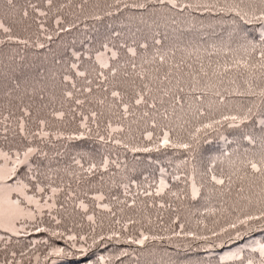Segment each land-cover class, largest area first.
I'll use <instances>...</instances> for the list:
<instances>
[{
  "label": "trees",
  "instance_id": "1",
  "mask_svg": "<svg viewBox=\"0 0 264 264\" xmlns=\"http://www.w3.org/2000/svg\"><path fill=\"white\" fill-rule=\"evenodd\" d=\"M126 2L145 3L147 7L121 8L117 11L112 6L113 0H71V4L69 0H53L50 9L45 0H13L12 5L8 4V0H0V19L13 27L17 36L30 42L27 48L9 43L4 46V51L7 54L14 50L17 61L25 57V63L31 62L27 90L24 87L12 90L11 82L7 80L0 83V148L5 151L36 148L38 151L29 157L27 165H22L19 172L31 174L30 170L42 161L40 171L44 176L41 179L45 184L62 189L54 198L57 207L51 213L61 220L60 225L51 220L45 209L44 215L38 218V226L49 229L48 232H35L33 222L27 219L16 224L21 231L20 236L0 229V237H4L0 239V264H8L9 261L12 264H17V261L19 264H86L84 260L54 256L44 259L51 246H65L64 240L50 235L52 231L68 235L70 229L72 232L90 234L92 225L83 211L75 207L80 200L89 205L88 214L96 215V235L107 236L111 228L120 229V225H114L115 219H120L121 223L128 219L138 222L130 225L127 233L121 229L124 239L98 241L89 254V259L93 261L104 256L110 258L106 264H193L199 255L204 264H240L239 259L230 257L237 254L240 257L255 255L257 259L260 258L258 249L255 254L252 253V249L257 247L255 241L264 237L260 229L246 233L239 240L229 241L227 234L221 235L214 241L216 247L211 249L200 247L204 242L175 237L171 241H149L143 247L126 242L128 235L135 238L141 229L150 235L170 237L173 230H181L180 225L184 226V231L208 235L207 229L219 231L236 215L257 207L261 181L251 175L246 161L252 158V153L259 151V139L257 145L253 146L244 139V135L254 133L257 138L262 135L259 121L264 117H259V114L255 124L249 121L239 128H229L225 124L218 131L202 134L200 147L191 154L174 148L132 153L122 146L100 141L95 136V126L91 137L69 140L67 136L76 130L74 123H68L69 117L65 121H51V126L45 129L49 132L63 131L64 138L50 136L45 140L31 135L38 129L34 119L38 113L46 116L62 107L65 111L69 108H75L77 112L82 110L63 97L65 90L73 91L76 98L89 101L83 109L102 114L100 135H105L104 121L111 117L114 126L121 123L126 130H130L114 135L125 139L130 145L141 147H151L150 142L142 139V134L153 131L151 118L156 116L158 120L161 119L158 113L167 110L169 121L166 123L175 129L176 135L187 138L189 133L200 127L201 122L218 120L221 114H236L240 106L249 100V97L239 94L245 92L247 85L244 79L248 77L240 76L235 71L214 74L213 69L231 59V53L226 54L225 47L243 54L241 45L247 41L260 44L264 40V23L254 21L248 24L233 13L205 11L197 6L211 4L214 0H177L178 3L194 5L184 8H172L167 3L161 5L159 0ZM61 4L66 6L61 9ZM32 5L48 15L39 16ZM25 10L27 17L23 16ZM40 23L44 24V30L39 28ZM61 27L66 31L55 35ZM49 35H52V40L47 39ZM37 42L45 47L32 46ZM103 43H107L111 51L104 50L101 47ZM126 47L135 48L136 55L128 53ZM98 51L103 52L100 61L96 60ZM111 52H116L117 56L113 58ZM53 53H63L62 57H56L59 63L52 62ZM73 53H79L80 59L77 60ZM256 55L258 53H254L253 57ZM160 56L164 57V61L160 60ZM72 63H77L78 69H71L69 65ZM101 63H107L109 67L102 69ZM37 65L40 67L37 68ZM202 66L208 72L207 76L201 73ZM113 68L116 69L115 75L111 71ZM77 70H88L87 77L76 76ZM101 71L107 80L102 81L97 77L96 74ZM64 75L72 77L76 89L90 87L91 93L76 91L70 82L62 81ZM87 80H91V84ZM178 83L184 88V93H177ZM193 84L195 94L203 96V117L194 114L201 105L192 103L190 88ZM145 85L150 89L145 90L148 103L137 106L133 103L135 94ZM114 90L121 91L123 102L131 106L132 115L122 121L116 119L120 111L114 107L115 101L110 94ZM217 92L224 97L223 102L216 95ZM176 94L184 96V100L174 103ZM101 100L104 103H99ZM42 103L47 107L40 112ZM153 103L155 109L151 108ZM22 108L31 112V116L24 117L30 139H25L18 131L15 137L12 135L18 118L23 116ZM113 112L116 116L112 115ZM145 112L148 116H144ZM5 116L9 117L7 121L4 120ZM5 127L10 129L7 140L3 134ZM129 134L140 139L128 140L126 137ZM41 152L47 153V156ZM105 157L110 161L109 167L92 174L84 172L74 163V160L80 159L87 168L89 163L99 164ZM113 160L119 167L111 163ZM213 174L224 178L225 185L212 182L210 176ZM175 176H180V180L174 179ZM229 176L234 182L231 188L228 187ZM189 177L195 180L200 190L196 197L191 195L192 180ZM18 178L21 177L14 179ZM161 179L168 187L162 195L156 196L155 189ZM145 190L153 195L144 196ZM173 192L177 195L173 196ZM31 194L29 190L28 195ZM97 194L105 197L102 203L112 208L115 217L95 207L96 201L92 197ZM46 195L51 193L47 192ZM13 198L19 197L13 194ZM133 200L136 201L135 206L128 207ZM61 204L64 209H60ZM161 204L164 207H160ZM231 235L235 236V233ZM87 243L91 244L92 239ZM189 244L191 249L187 247ZM12 252L16 253L15 257L11 255ZM121 252L128 255L121 256ZM221 257L224 259L221 260Z\"/></svg>",
  "mask_w": 264,
  "mask_h": 264
},
{
  "label": "snow or ice",
  "instance_id": "2",
  "mask_svg": "<svg viewBox=\"0 0 264 264\" xmlns=\"http://www.w3.org/2000/svg\"><path fill=\"white\" fill-rule=\"evenodd\" d=\"M46 5L51 9L53 6V0H45ZM161 5L167 3L171 5L172 8H184V7H193L192 4H183L178 3L177 0H159ZM8 4L12 5L13 0H8ZM69 4H71V0H69ZM66 5L61 4L60 8H64ZM112 6L115 7L117 11L121 8H139L144 9L147 7L145 3H127L126 0H113ZM198 7H203L205 11H218V12H226L233 13L240 20L245 21L248 24L253 23L254 21H259L264 23V0H214L211 4H203L197 5ZM34 11L38 13L39 16L45 17L48 13L41 11L35 5H32ZM111 15V13H108ZM23 16L27 17L28 12L25 10L23 12ZM99 18V17H97ZM57 24H59V18L57 17ZM39 28L44 30V24L40 23ZM66 31L65 28L61 27L55 33V35H59L60 32ZM0 33L3 35L0 36V83H3L5 80L10 81L12 85V90L20 89L22 87L27 90V86L30 81V77L28 75V70L31 68V62L25 63V57H20L19 61H17V55L15 51H11L10 53H5L4 46L9 43H16L18 45H24L26 48L30 45L28 39H21L14 33L13 27L7 25L3 19H0ZM52 35L47 37L48 40H52ZM156 43H160L156 41ZM36 48H44L45 45L39 42L32 45ZM101 47L106 51H111L107 43H103ZM142 47H146V45H142ZM242 53L237 54L239 50H232L230 48L225 47V53H231V59L226 61L223 65H218L216 69H213L215 73H229L235 71L240 76H246L248 78L244 79V84L247 85L245 92L239 93L242 96L249 97V100L245 105H241L236 114L232 115H223L221 114L220 119H211L209 122H201L200 127L195 128V130L187 136V138L181 137L175 134V129L170 127L169 123V114L167 110L162 113H158L161 119H157L156 116L151 118V127L153 131H144L142 134V139L151 143V147H141L136 145H130L125 142V139L117 138L114 134H123L126 131L125 127L121 123H117L115 126L113 124V120L111 117L107 118L104 121V131L105 135H100V117L101 113H98L95 110L83 109L87 101L86 99L76 98L75 93L70 90H65L63 92V97L65 99L71 100L77 107L82 110L77 112L75 108H69L68 111L63 110V107L60 110H53L48 113L46 116H42L38 113V115L34 118L35 123L38 126V129L35 133H32V136H38L45 140H47L50 136L55 137L56 139H61L65 137V133L63 131L49 132L45 129L49 128L51 121H65L66 117H69L68 123H74L76 125V130L67 136L69 140H81L86 137H91L93 135V126L97 129L95 136L102 142H111L114 145L122 146L124 149L131 151L132 153L136 152H152L159 151L164 148H174L181 149L186 153L191 154L195 152L200 147V141L202 134L206 135L210 131H218L225 124L229 128H239L240 125H244L249 121H252L254 124L256 123V119L258 117H264V40L260 44H253L250 41H247L245 44L241 45ZM126 51L131 53L132 56L136 55V50L133 47H126ZM254 53H258L255 57H253ZM57 55L63 56V53H53L52 62L59 63L56 59ZM77 60L80 59L79 53L72 54ZM113 58L117 56L116 52H111ZM103 57V52H97L96 60L100 61ZM5 60L7 63H5ZM160 60L164 61V57L160 56ZM133 68L135 65H132ZM40 66L37 65V68ZM71 69H78L77 63H72L69 65ZM100 67L102 69H107L109 65L107 63H101ZM190 67V65H189ZM94 70V69H93ZM47 71V70H45ZM112 74L115 75L116 69L113 68ZM201 73L204 76L208 75V72L201 67ZM54 75V73L52 74ZM75 75L81 78H86L88 75V70L86 71H76ZM97 77L105 81L107 77L104 75V72H98ZM47 79V75L45 80ZM63 82H70L73 89H76V84L72 82V77L69 75H64L62 78ZM43 83L44 80H41ZM235 82V81H233ZM87 83L91 84V80H87ZM177 93H184V88L177 84ZM147 85L144 86L139 92H136L133 103L137 106L142 104H147L148 101L146 99ZM150 91V89H147ZM78 92L82 93H91L92 89L90 87H85L82 89H76ZM192 92V103L200 104L201 107H197L195 109L194 114L197 117H203L205 115V110L202 107L203 96L196 95V87L193 84L190 88ZM111 96L114 98L115 104L114 107L117 108V111H120V115L116 116V113L113 112L112 115L116 116L117 121H122L124 118L132 115L130 111V104L123 102V94L121 91H112ZM168 93L166 92L165 95ZM216 95L219 97L220 101H224V97L217 92ZM43 99V98H42ZM184 96L174 95L173 102L183 101ZM99 103H104L103 100L99 101ZM47 107V105L41 104L40 112H43V109ZM155 104L151 105V108L155 109ZM122 109V111H121ZM21 112L23 116L18 118V123L16 124V129L12 131L13 137L16 135V131L19 132L25 139H30L26 121L24 117L31 116V112L27 108H22ZM87 113V114H85ZM144 116H148V113L145 112ZM9 119L8 116L4 117V120L7 121ZM261 131L262 135L257 138L254 133H248L244 135V139H246L251 145H257V139H259V151L252 153V158L246 161V168L251 170V175H253L256 179L261 181L260 184V193L258 194V206L253 208L250 211H244L242 214L236 215L230 222L227 223L226 227H221L219 231L215 229H207L208 235H203L198 233L197 231H184V226L180 225V231H172V235L170 237H162L157 235H150L146 233L144 230H138V235L135 238L131 235H128L126 238V242L129 244H135L138 246H145L149 241H158L162 239L172 240L173 237L181 240H191L193 242L201 241L204 242L200 245V247L211 249L216 247L214 241L219 239L221 235L227 234L228 240H239L246 233H253L256 229H260L261 232H264V119H260ZM10 129L5 127L3 129L4 139L7 140V134ZM126 139H140V137H133L130 134L126 137ZM38 150L33 147H26L23 151L17 150H8L5 151L0 148V229L4 230L7 233H13L16 236L21 235V231L16 227L17 222H22L25 219L32 221V228L35 232H48L49 229L42 228L39 225V217L44 215V210H48V215L51 220L55 222L56 225L61 224V220L57 219L55 216L51 215L52 210L56 209L57 204L55 202V196L58 192L62 191L60 187H53L51 184H45L44 180L41 179L44 176V173L40 171V165L43 163L38 162L35 169L30 170L31 174L25 172L21 174L19 169L22 165H27L28 159L32 156L33 153H36ZM45 157L47 153L41 152ZM83 158V157H82ZM187 162V161H186ZM74 163L78 165L84 172L92 174L96 171H99L101 168L107 169L109 167V159L105 157L99 164L97 163H89L87 168H84L80 159L74 160ZM112 164H116V161H111ZM11 164V166H9ZM119 167V164H116ZM47 168V165H44ZM211 170V169H210ZM17 177H21L18 179H14ZM46 178V177H45ZM176 180H180V176L173 177ZM192 180L191 183V195L196 197L199 195V188L196 185L195 180L192 177H189ZM212 182L216 185L224 186L225 179L218 177L213 174L210 176ZM228 187L231 188L233 186L232 178L229 176ZM8 181H13L9 183ZM43 185V186H42ZM168 185L165 183L163 179L160 180L158 186L155 189V195L160 196L164 193L165 189ZM31 190L32 194L28 195V191ZM125 190L127 192V185H125ZM243 191V189H240ZM47 192H50L51 195H46ZM13 194H16L19 198H13ZM45 194V195H41ZM173 196L177 194L175 192L171 193ZM144 196L153 195L152 192L145 190L143 192ZM94 201H96L95 207L98 209H102L108 211L112 214V217L116 216V213L112 211V208L102 201L105 197L102 194H97L92 197ZM115 199V198H114ZM124 203V202H120ZM136 201L133 200L131 205L128 207H134ZM76 208L83 211L86 216L87 221L92 225L90 229V234H80L77 232H72L70 229L68 230L70 234L65 235L64 232L61 231H52L50 233L51 236L57 237L58 239H62L65 241L64 247H56L51 246L47 255L44 257L45 260H48L49 257H59V258H67L71 260H84L86 264H106V261L110 258H106L104 256L97 257L94 261L89 259V254L91 249L95 247L98 241H103L105 239L108 240H121L124 237L121 234V229L124 233H127L129 226L137 221L132 219H128L126 222L121 223L120 219L114 220V225H120V229H116L115 227L111 228L109 234L107 236L104 235H96V215L88 214L89 213V205L85 203L83 200H80L79 203L76 204ZM160 207H164L163 204ZM249 207L251 208V200H249ZM60 209H64V205H60ZM123 211V209H121ZM151 223V221H149ZM24 227H28V225H23ZM231 233H235V236H232ZM4 237H0L3 239ZM92 239V243L88 244L87 241ZM264 237L261 240H256L255 243L257 245L256 248L252 249V253L255 254L258 249L259 259L256 258L255 255H249L246 257H240L237 254H233L230 258H236L240 260V264H264ZM47 243V241H44ZM35 243V242H34ZM177 247H181V245H177ZM189 249H191V244L187 245ZM243 251V249L241 250ZM11 255L13 257L16 256L15 252H12ZM23 255V253H21ZM121 256H127V252H121ZM39 260V256L36 257ZM224 258L221 257V260ZM8 264H12L11 261ZM19 264V261H17ZM193 264H204V262L199 258V255L193 260ZM210 264V262H209Z\"/></svg>",
  "mask_w": 264,
  "mask_h": 264
}]
</instances>
